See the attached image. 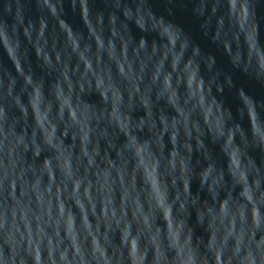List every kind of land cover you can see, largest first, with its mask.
<instances>
[{
    "label": "clouds",
    "instance_id": "clouds-1",
    "mask_svg": "<svg viewBox=\"0 0 264 264\" xmlns=\"http://www.w3.org/2000/svg\"><path fill=\"white\" fill-rule=\"evenodd\" d=\"M0 264H264V0H0Z\"/></svg>",
    "mask_w": 264,
    "mask_h": 264
}]
</instances>
